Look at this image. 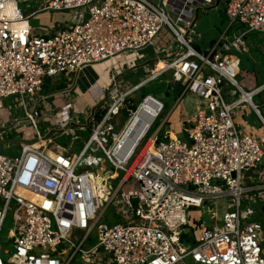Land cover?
<instances>
[{"label": "built area", "instance_id": "2783aa9c", "mask_svg": "<svg viewBox=\"0 0 264 264\" xmlns=\"http://www.w3.org/2000/svg\"><path fill=\"white\" fill-rule=\"evenodd\" d=\"M28 1L0 0V129L11 119L4 100L18 98L37 138L22 143L16 157L0 154V232L10 211L15 223L9 238L13 251L5 252L11 256L0 257V264H71L78 253L84 264H264V135L249 133L235 121L251 107L264 129V116L253 101L264 86L249 89L238 81L242 62L233 53L245 50L247 34H264V0H227L230 24H241L245 31L231 40L221 36L207 52L193 46L195 12L212 0H43L41 9L24 17L18 3ZM48 11L69 13L74 22L35 33L30 19ZM164 27L179 45L175 54L164 59L154 48L163 68L153 69L135 85L119 83ZM107 62L112 66L108 88L92 87L100 109L94 108L84 123L91 133L88 141L77 156L58 149L48 152L38 126V104L48 97L42 95L33 110L26 97L41 93L46 78L65 81L67 88L53 97L64 103L56 117L58 128L67 132L72 75ZM168 74L172 85L183 86L178 102L187 96L197 100L192 119L181 123L183 130L188 125L190 142L172 138L168 131L169 140L160 139L171 114L149 136L166 108L161 99L147 95L133 109L134 94ZM225 86L230 103L224 98ZM148 99L158 107L156 117L132 151L121 157ZM123 113L127 120L118 131ZM145 140L153 142V150L144 152L145 146L141 151ZM104 164L114 170L104 171ZM120 172L114 187L110 180ZM225 198L222 215L217 206L208 209L211 227L191 211ZM257 206L259 220L253 218ZM109 210L126 224L103 223ZM194 231L197 240L190 246ZM78 232L83 236L75 244ZM95 232L98 243L83 249Z\"/></svg>", "mask_w": 264, "mask_h": 264}, {"label": "rangeland", "instance_id": "374dc122", "mask_svg": "<svg viewBox=\"0 0 264 264\" xmlns=\"http://www.w3.org/2000/svg\"><path fill=\"white\" fill-rule=\"evenodd\" d=\"M227 1V0H226ZM154 4H159L160 0H151ZM44 6L43 0H29L28 2H19L18 7L24 17L28 16L35 10H39ZM226 3L221 6L220 13L223 16V19L226 21L225 24L228 25L230 23V20L225 12ZM196 12H195V18H196ZM170 15L172 17V20H176L177 16L171 12ZM203 14L199 15V18H202ZM51 22L58 23L59 25H64L66 23L72 24L74 22V17L66 12H42L40 14H37L36 16L32 17L30 19V24L33 27L35 33L39 34L43 30H48L50 28ZM182 25V24H180ZM243 31V28L240 26V24L235 23L232 26V29L228 32L227 36L230 37L232 35L239 36V31ZM245 30V29H244ZM198 32V31H197ZM233 39V38H232ZM246 43L250 45L253 48V59H251L250 53H241L238 54V56L243 61V66H241V69L245 68L247 70H250L251 73L254 74L255 78L258 79L257 85L264 83V34H261L259 32H251L246 36L245 39ZM179 47L178 43L175 40V37L171 30L168 27H164L160 35L156 38L154 41V46L149 47L143 51H141L139 54L143 55L142 59L138 60V66L139 68L135 70H131L127 72L124 76L123 74L118 78L119 83L124 84H131L134 85L138 83L139 81H142L145 77L149 76L152 68L154 66H143L140 67L141 62H150L153 63L157 59V54L154 52V48L161 49V55L164 56L167 49H177ZM111 64L110 62L96 65V67L92 68V77L97 78L98 76H101L102 79H106L107 81L110 80L109 73H104V70L108 69L110 70ZM247 67V68H246ZM150 69V70H149ZM149 70V72H147ZM76 76L77 74L72 75L73 83L70 85L72 88V102L75 101L78 97H75L76 94L79 96L81 95L80 86L78 85L79 79L77 80V88H75L74 83H76ZM92 78V79H93ZM242 79V76L238 77V81L240 82ZM46 83H58L57 81H51L49 78H46ZM110 83V81H108ZM50 86H48L49 88ZM258 87V86H257ZM231 90H234V88H230ZM251 89V88H250ZM229 88L224 87V98L227 101V103L231 102V98L227 94ZM246 90H248L246 88ZM45 91L43 88V91L39 93L36 97L30 99L29 97H26V104L27 107L30 110H33L36 106L37 101L39 98H41L42 95H45ZM53 94V93H52ZM144 94L156 96L157 98L161 99L165 103V111L161 115V117L157 120L156 124L151 129L149 136H151L163 123L164 118L168 115H171L169 119V123L166 125V130H162L161 134H164L166 131L172 133L174 137H183V127L180 124V116L183 114L186 119H192V116L194 115L195 106L197 103V100L194 98H190L189 96L182 98V100L178 103L180 93V87L178 84H176L175 87H172V79L169 75L163 76L155 81L149 82L145 85V87L138 92L134 94V110L140 106V103L145 99ZM86 98L89 100L87 104L84 105H90L84 109V105L76 104V108L72 107L70 110V125L67 128V132L59 133L62 131V129H56L55 131H58L56 134H54L51 138H47L51 133L52 130L49 131V128H53L52 124L57 125V117L56 112L53 116H50L49 114H45L44 112V106L47 104H50L52 100H54V97H49L44 102H39L38 108L42 111V117L39 119L38 126L44 135V138L49 142V146H60L62 148H66L69 150V152L73 156H77L79 152L82 150L83 146L86 144L90 137V130L85 129L84 123L88 121V118L91 116V112L94 108L98 106V103L92 101L89 95H86ZM254 103L260 108L262 115L264 116V89L257 94L253 98ZM21 100L18 98H9L4 100V107L8 108L11 112V119L10 123L4 126L3 129H0V154L5 155L8 157H16L19 155L22 143H32L37 140L35 136V132L32 129V123L30 121H27L24 115V109L21 105ZM178 104L177 108L176 105ZM74 106V104H73ZM20 107V108H19ZM79 109V110H77ZM97 110L100 109V107L96 108ZM250 110L242 111V114H237L238 119L240 120L241 124L248 125L249 123L254 125L256 128L260 127L261 123L257 119L256 115L254 114V111L251 107H249ZM183 111V113H182ZM126 113H123V117L119 118V123L117 125V130H121L123 126L126 123ZM55 119V120H54ZM20 121V125L18 127H15V122ZM236 121V120H235ZM239 122V123H240ZM238 122H236L237 125H239ZM241 126V125H239ZM244 126V125H243ZM242 127V126H241ZM258 130V129H256ZM258 135H263L262 130L257 131ZM40 143V142H39ZM46 144V143H45ZM44 144V145H45ZM147 141H144V144L141 146V151L146 146ZM39 145V144H38ZM95 155L102 156V153L97 152ZM91 171H95L92 168H89ZM104 171H113L114 169L109 166L108 164H104L103 166ZM119 176L121 177L122 174H118L117 178L111 179V183L114 185V187L118 184ZM227 198L219 200L217 202H211L204 207V209H196L192 208V213L198 217L199 215L202 216V220L205 223L206 226L211 227L213 224V221L210 219V215L208 213V209L214 206H217L219 209V214L222 215L223 211L227 204ZM247 205V204H245ZM257 212L255 215H253V218L256 220H259L262 216L261 209L259 206L256 207ZM107 220H102L103 223H106L109 226L122 224L125 225L126 221L121 219L120 217L116 216L111 210L107 212ZM264 221V218H261ZM15 223L12 211L9 212L7 215V218L5 220V223L3 225V228L0 232V257L4 260H7L9 256H11L9 253L6 254L5 252L13 251V242L9 239L10 238V230L13 229ZM198 235V234H197ZM196 232H191L189 234L190 238V246H194L197 240ZM78 238L73 237V242L75 244H78L83 236L82 232H78L76 234ZM98 243V237L97 233L95 232L90 240H87L85 244L83 245V249L89 250L92 247H94ZM183 244L185 242L183 241ZM95 254V252H94ZM68 258V257H67ZM66 258V259H67ZM84 259L81 253L77 254V257L75 260L71 262V264H84ZM65 261H62V264H64Z\"/></svg>", "mask_w": 264, "mask_h": 264}, {"label": "crops", "instance_id": "0c3cea01", "mask_svg": "<svg viewBox=\"0 0 264 264\" xmlns=\"http://www.w3.org/2000/svg\"><path fill=\"white\" fill-rule=\"evenodd\" d=\"M199 1H201V0H199ZM225 3H226V0H212L211 3H205L204 7H197L196 8V13L197 14H196V22H195V24H196V29H197L198 32H197L196 37L194 38L193 46L197 50H199L201 52H207L211 48V46L213 44H215L218 41V39H220V37L223 36V35H225V37L228 40H231L234 37H238L237 35H232L230 37L227 36L228 32L230 31V29H232V26L235 23H233V24H230L229 23L228 25L225 24L226 21L223 19V16L220 13L221 6L223 7V5ZM200 14H203L202 15V18H199V15ZM49 26H50V28L48 30H43L39 34L47 33L51 28H53V27L56 28L57 26H59V24L57 22L56 23L51 22V24ZM240 26L243 28V31H241V28H240L239 36L245 31L244 30L245 29L244 26L241 25V24H240ZM246 36H245V39H246ZM156 50L160 51V55H161V49L156 48ZM233 53L236 54V55L241 54V53H246V54L250 53L251 59L254 60V58H253V55H254L253 48L250 45H248V44H247L245 50H242V52H236V51H234ZM174 54H175V49L170 48V49H167L166 52H165V55L164 56L161 55V57L164 58V59H168L169 60L170 57H172ZM140 62H141L140 67H143V66H146V67L147 66H154L152 68V70L153 69H156L157 67L159 68L162 65H164L163 62L158 63L157 59L153 63H150V62H142V61H140ZM241 62H242V66H243V61L241 60ZM137 63H138V61H137ZM96 65H101V64H96ZM96 65L86 67V68H84L83 70H81L77 74V76H76V83H74L75 88H73V89L75 90L77 88V86L79 85L80 86V91H81L80 93H81V95L79 96L78 94H76L75 97H78V98L75 101H73V102H72V99L70 97V100L72 102V105L74 104V106H73L74 108H76V104L84 105V104H87L88 103L89 100L86 98V95H89L90 98L92 99V101H94L96 103H99V101L94 98L95 97L94 94H92V87L95 84L99 85V88L100 89L102 88V89L105 90L106 88H108V86H109L108 81H110V80L107 81L105 78L102 79L101 76H98L97 78H93L92 77V68L93 67L95 68ZM111 67H110V70L109 71H108V69L104 70V73H109L110 77H111ZM137 68H139L138 64H137V66H136L135 69H137ZM135 69H127L126 72H123V76L127 72H129L131 70H135ZM168 75L170 76L171 74H168ZM163 76H166V75H163ZM163 76H161V77H163ZM240 76H242V79H245V80H243V82H244V84H246V86L249 89L250 88L252 89V88H254L256 86H258V87L259 86L260 87L261 86H264V83L262 85H257L258 79L255 78L254 74L251 73L250 70H247L245 68L244 69L242 68L241 69V75ZM110 77H109V79H110ZM147 77H149V76H147ZM147 77H145L143 80H145ZM78 79H79V83L77 85V80ZM62 81H64V79H62ZM139 82H141V81H139ZM63 83H65V81L64 82H58L57 84L56 83H49V84L46 83L45 85L50 86L49 88H53L54 86H57L58 87L59 84H63ZM65 85H66V83H65ZM143 88H141V89H143ZM60 91H56L53 94L52 93L51 94H48V95L45 94V96H47L49 98V97L53 96L54 94H57V92L59 93ZM93 91H97V90L95 88H93ZM71 96H72V91H71ZM63 105H64V103H63V101L61 99L60 100H57V99L54 98V100H52V102L50 104H47L46 106L43 105V107L45 108L44 109V112H45V114H49L50 115L48 117H51V116H53L55 114V112H58L59 110H61V107ZM88 106H90V105L89 104L88 105H84V109H86ZM177 106H178V104L176 105L175 108H177ZM88 108H90V107H88ZM246 109L247 110H250L249 107H247ZM77 110H79V109H77ZM247 110H245V111H247ZM182 113H183V111H182ZM240 114H242V112L239 113L238 116H240ZM2 115L4 117L6 114L3 113ZM171 115H172V113H171ZM238 116L236 117L235 120H236V122L239 123L240 120L238 119V121H237ZM0 117H1V115H0ZM186 121H187L186 120V117L182 114L180 116V124L182 122H186ZM52 125H53L52 126L53 128H50L52 130V133L47 137L48 139L51 138L54 134H56L58 132V131H55L56 129H60V128H58L59 127L58 125H56V126H54L55 124H52ZM239 125H241L242 128H244L247 132L252 133V134H254L256 136L258 135V133H257L258 130H262L263 131V135H264V129H263L262 124L258 128H256L254 125H252L250 123L248 125L243 124L244 125L243 126L241 124V122H240ZM256 129H258V130H256ZM59 133H63V131H60ZM263 135H261L260 137H262ZM50 146H49V142L46 140V147H49V149L47 150L48 152H53L54 153L58 149L62 153L66 154V155H68L70 157L73 156L69 152V150L66 149V148H62L60 146H52V147H50ZM57 147H59V148H57Z\"/></svg>", "mask_w": 264, "mask_h": 264}, {"label": "bare ground", "instance_id": "6f19581e", "mask_svg": "<svg viewBox=\"0 0 264 264\" xmlns=\"http://www.w3.org/2000/svg\"><path fill=\"white\" fill-rule=\"evenodd\" d=\"M158 68V67H157ZM163 68V65L158 68V70H161ZM245 97L249 99L251 95H246ZM158 112V107L156 106V103L153 101V99H148L143 106H141L139 115L137 118V122L133 125L132 130L128 134L127 141L125 143L124 151L121 155V157L127 155L132 151V149L137 145V142L141 137L145 134L146 130L149 129L152 122L154 121L156 114ZM153 150V142H149L145 149V151ZM102 179L101 177L98 178L97 183L98 185H101Z\"/></svg>", "mask_w": 264, "mask_h": 264}, {"label": "trees", "instance_id": "16d2710c", "mask_svg": "<svg viewBox=\"0 0 264 264\" xmlns=\"http://www.w3.org/2000/svg\"><path fill=\"white\" fill-rule=\"evenodd\" d=\"M260 85H262V84H260ZM175 85H172V87H174ZM179 87H180V93H181V91H182V89H183V86H181L180 84H179ZM65 88H67V86L65 85V83H63V84H59V86L57 87V86H54L53 88H48V86L47 85H44V91H45V93L48 95V94H51V93H54V92H56V91H60V90H63V89H65ZM144 95H148V94H144ZM145 96V97H146ZM171 137L172 138H175L172 134H171ZM160 139L161 140H169V135H166V134H162L161 136H160Z\"/></svg>", "mask_w": 264, "mask_h": 264}, {"label": "water", "instance_id": "95a60500", "mask_svg": "<svg viewBox=\"0 0 264 264\" xmlns=\"http://www.w3.org/2000/svg\"><path fill=\"white\" fill-rule=\"evenodd\" d=\"M183 137H184V139H186L187 141L190 142V136H189V134H188V125H185V128H184V130H183ZM188 230H189V229H187L186 232H188Z\"/></svg>", "mask_w": 264, "mask_h": 264}, {"label": "clouds", "instance_id": "9594fccd", "mask_svg": "<svg viewBox=\"0 0 264 264\" xmlns=\"http://www.w3.org/2000/svg\"><path fill=\"white\" fill-rule=\"evenodd\" d=\"M156 97V96H155Z\"/></svg>", "mask_w": 264, "mask_h": 264}]
</instances>
